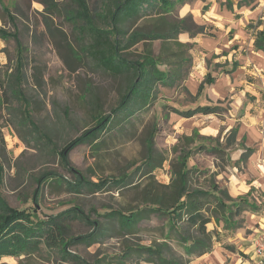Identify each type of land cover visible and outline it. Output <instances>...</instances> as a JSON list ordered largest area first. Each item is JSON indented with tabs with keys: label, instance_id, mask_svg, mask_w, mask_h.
Here are the masks:
<instances>
[{
	"label": "rangeland",
	"instance_id": "374dc122",
	"mask_svg": "<svg viewBox=\"0 0 264 264\" xmlns=\"http://www.w3.org/2000/svg\"><path fill=\"white\" fill-rule=\"evenodd\" d=\"M3 1L16 17L23 46L21 89L28 105L22 98L10 95V83L17 76L16 41L0 38V86L4 90L0 91V195L14 209L36 210L43 219L78 208L88 220L65 215L64 238L68 243L65 253L43 244L27 255L3 257L0 264H156L145 251L150 247L163 248V256L177 259L179 264H239L234 260L235 255L236 258H248L252 238L264 231V192L261 190L255 189L252 195L260 209L235 216L238 228L227 229L223 224L216 227L214 223L208 226L212 232L216 229V243L207 263L200 257L187 255L184 246L176 240V231L170 232L168 217L164 214L141 222L136 234L130 235L122 232L116 220L105 215L110 212L129 214L131 210L151 207L146 194L153 190L159 197L169 194L166 186L171 184L175 172L182 169L184 158H188L187 166L191 170L190 189L208 190L212 181L229 189L231 182L238 183L236 179L247 178L249 162L256 154L244 162L240 158L245 147L253 145L250 138H257L255 132L261 131L264 93H260V103H256L258 97L250 93L244 97L243 85L234 93L228 92L230 83L220 77L231 74L226 70L230 68V62L223 57L238 49L241 56H246L245 63L242 62L245 68L231 78L232 84L238 86L239 82L245 86L247 82V87L250 82L257 81L248 73L255 62H250L247 56L253 49L252 39L256 32L264 27V19L250 20L238 38V29L229 31L230 26H217L207 17L214 11L215 4L233 12L234 4L237 7L239 0H182L184 4L173 12L171 18H186L185 28L196 31L198 27H204L205 33L196 37H191L189 32L181 33L177 40L184 47L175 45V42L164 46L161 40L141 42L127 53V57L139 59L152 48L156 58L166 56L167 61L159 63L158 68L167 72L181 52L187 60L182 73L188 77L174 87L159 82L154 94L156 98L149 107L136 111L127 121L115 117L110 129L101 136L99 154L90 145L76 147L69 154L74 170L94 184L100 180L130 176L125 187L110 183L102 190L82 189L77 192L69 185L78 183V175L65 166L58 153L69 141L93 127L99 115L106 116L118 106L126 80L99 68L83 53V39L66 18L72 9L71 0H53L60 12L49 15L51 30L45 25L42 3L45 0ZM101 1L88 0V3L93 7ZM243 4L238 5V11L244 10ZM154 18L140 20L135 28L154 29ZM6 22L0 19V26L13 33L14 26L7 19ZM198 37L221 45L207 51L197 42ZM240 39L242 43L237 44ZM236 65L232 63V71ZM262 70L264 73V68ZM209 75L214 80L211 84L206 83ZM201 84L205 86L203 93L198 91ZM206 91L208 93L204 94ZM205 104L221 105L224 110L219 115L191 118L176 111ZM250 106L252 109L245 118ZM26 107L36 128L25 119ZM237 125H240L237 142L227 148V138ZM244 136L246 141L242 140ZM256 142V152L264 154L262 144ZM198 146L207 150L197 151ZM213 148L224 152V161ZM48 173L58 174L63 182L49 178L39 185L38 180ZM191 233L196 234L195 230ZM77 237H87V241L75 243L73 238ZM231 247L234 252L227 249Z\"/></svg>",
	"mask_w": 264,
	"mask_h": 264
},
{
	"label": "trees",
	"instance_id": "16d2710c",
	"mask_svg": "<svg viewBox=\"0 0 264 264\" xmlns=\"http://www.w3.org/2000/svg\"><path fill=\"white\" fill-rule=\"evenodd\" d=\"M240 2L248 3L247 0H241ZM42 3L45 12V25L51 30L52 21L49 15L59 13L60 8L53 0H45ZM71 4L72 9L67 12L66 18L74 24L83 39V42L81 41L83 43V53L107 73L114 77L124 78L126 86L118 106L106 116L99 115L93 127L69 141L58 154L65 166L78 175L76 177L78 183L69 185L73 191L80 192L82 189L102 190L107 188L110 183L114 186L125 187L130 180L128 175H123L119 179L100 180L98 184L87 181L82 174L71 166L69 154L81 145H90L99 154L102 146L101 136L110 129L115 117H118L121 121H127L135 115L136 111L149 107L156 98L154 94L157 92L156 88L159 82L167 87H174L180 81L186 80L187 75L183 74L182 70L187 60L181 52L176 55L178 60L171 70L163 72L158 66L159 63L167 61L166 56L156 58L153 49L150 48L147 49L145 56L130 60L127 53L133 47L141 42L152 43L158 40H161L164 46L175 42V45L184 47L185 45L177 40L178 36L183 32H189L191 37H196L205 33L204 27H198L196 31H191L185 28L186 18H171L173 12L184 4L182 0H103L93 7L89 5L88 0H71ZM0 5L2 9L0 19L3 23H7L6 19L9 20L15 30L13 33H9L4 27L0 26V38L5 41L13 38L17 44V76L10 83V95L18 99L22 98L27 106L28 103L21 89L23 46L18 36L16 17L3 0H0ZM148 17H155L154 29L145 31L142 27L135 28L140 20ZM254 47L257 51L264 53V29L257 32ZM212 82L214 80L211 76H207L206 83L211 84ZM204 89V84H201L199 93H203ZM0 91H4L2 86H0ZM222 110L224 108L221 105L205 104L184 111L178 109L176 111L185 118H191L198 115H219ZM24 115L27 122L36 128L37 126L31 119L27 107L24 110ZM238 133L239 125L235 126L230 132L226 143L227 148L232 147L237 142ZM202 149L207 150L203 146L197 147V151ZM213 151L220 154L219 158L224 161V152L221 149L213 148ZM253 153V148H245L241 161H247ZM187 162L188 158H184L181 163L182 169L179 168L175 172L171 184L166 186L170 190L169 194L159 197L154 195V190L146 194L151 202V207L131 210L129 214L110 212L105 216L110 220H116L120 224L122 232L130 235L136 234L141 222L150 219L154 215L164 214L168 217L170 232L176 231V240L184 246L189 257L195 256L197 258L212 253L216 243L214 240L216 229L212 232L213 230H209L208 226L214 223L216 227L223 224L227 229L229 227L238 228L235 216H241L245 212H254L260 209L256 206L255 199L252 198L256 190L251 188L246 195L233 198L229 189L221 188L215 181H212L208 190L202 188L190 189L191 170L188 169ZM0 170L1 178L2 169ZM58 177L59 175L56 173H48L41 176L38 184L42 185L49 178H55L59 182H63V179ZM37 212L29 209H14L0 195V260L3 257L27 255L39 249L43 244L47 248L64 252L68 244L64 238L65 228L63 222L66 220L65 215L72 214L73 217L77 216L88 220L78 208H72L63 214L48 219L41 218ZM192 230H195L196 234H192ZM94 235L92 234V240ZM73 241L75 243L85 242L87 237L73 238ZM162 249L150 247L145 251L156 264H179L177 259L165 258ZM227 249L232 252L235 251L232 247Z\"/></svg>",
	"mask_w": 264,
	"mask_h": 264
},
{
	"label": "crops",
	"instance_id": "0c3cea01",
	"mask_svg": "<svg viewBox=\"0 0 264 264\" xmlns=\"http://www.w3.org/2000/svg\"><path fill=\"white\" fill-rule=\"evenodd\" d=\"M241 0L238 1L237 7L234 4V11L232 12L231 9H224L223 7L221 8L220 6L218 7V4L214 5V11L209 14V16L207 17V19L209 21H213L215 23H217V26H230L229 31L233 28L234 30L238 29V32L240 35H238V38H241V33L243 32V30L245 31V28L247 26V24L249 23L250 20H255V19H264V0H253L252 2L247 0V2H242L244 3L242 5V7H244V10L242 11H238V5L241 6ZM240 7V8H242ZM226 8V7H225ZM236 15H239L240 17L236 18ZM219 20L221 22H219ZM264 29V27L262 28ZM261 29V30H262ZM256 37H257V32H256ZM256 37H254V39H252V44L251 45L253 47L251 54L247 56V59L250 62H255V65L253 66V69L249 70L248 73L253 77V78H257L256 82H250L249 85L246 87V83L244 86V83H237V85L234 86V83L232 84L231 78H235V74L237 73V71H239L240 69H244L245 67L242 66V62L244 61V58L246 57L245 55L241 56L240 53H238V49H233L228 55L224 56L223 58L230 62L229 67L230 68H226V70H229L231 72V74H226V75H222L220 78H224L226 79V82H228V84L230 83L231 88L229 89L228 92L230 93H234L235 89L237 87H242L243 85V92L245 93L244 97H247V94H251L254 97H258L257 100L255 99L256 103H260V93H264V73L263 72V68H264V53L261 51H257L254 47L255 44V40ZM197 42L200 43L201 47H203L205 50L207 51H213L216 48V45H221V43H216V42H212V40L207 39V38H196ZM224 39V38H223ZM222 39V41H223ZM231 43V41H230ZM238 43H242L241 39L240 41L236 42ZM224 46L228 47L227 44H225ZM218 49V48H216ZM243 58V59H242ZM224 60V62H225ZM258 64H257V63ZM232 63L237 64L234 71H232L231 69V65ZM245 63V61H244ZM244 65V64H243ZM262 67V68H261ZM262 70V71H261ZM259 71V73L257 72ZM200 87V85H199ZM199 87H198V91H199ZM197 91V93H198ZM205 91V90H204ZM196 93V94H197ZM208 93L207 91L204 92V94ZM244 103V101L242 102ZM262 106H264V104H262ZM252 109V107L250 106V109L248 108V110L245 113V118L246 116L248 117L249 115V111ZM256 126V125H255ZM255 126L253 125V127L255 128ZM240 128V125H239ZM240 130V129H239ZM261 133H256L255 131V137L257 138H250L251 143L253 144L252 146L249 147H245V148H253L254 149V153L250 155V157L254 154H256L255 156L251 157V160L249 162V170L246 173V177L247 178H241V179H236L238 183L236 182H231V187L229 188V192L230 195L233 198H237L239 196H243L246 195L247 193H249V191L251 190V188H254L256 190H261L264 192V154L262 151L260 152H256V149L254 148V144L257 143L256 141H259L258 143L262 144V149L264 150V120L262 122V128L260 129ZM247 137L244 136L242 140L246 141ZM241 160V158H240ZM237 178V177H236ZM255 238V237H254ZM254 238H252V246L250 247L249 251H248V258L244 259V258H236L237 255H235L234 260L238 261L239 264H250L251 261L255 258L253 254H255L254 251ZM214 253V252H212ZM211 253L205 254L203 256L200 257V259H202V262H208L211 255ZM199 258V257H197Z\"/></svg>",
	"mask_w": 264,
	"mask_h": 264
},
{
	"label": "built area",
	"instance_id": "2783aa9c",
	"mask_svg": "<svg viewBox=\"0 0 264 264\" xmlns=\"http://www.w3.org/2000/svg\"><path fill=\"white\" fill-rule=\"evenodd\" d=\"M255 259L250 264H264V231L254 240Z\"/></svg>",
	"mask_w": 264,
	"mask_h": 264
}]
</instances>
